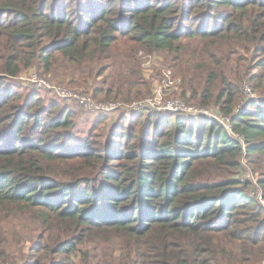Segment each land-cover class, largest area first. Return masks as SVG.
<instances>
[{
  "label": "trees",
  "instance_id": "16d2710c",
  "mask_svg": "<svg viewBox=\"0 0 264 264\" xmlns=\"http://www.w3.org/2000/svg\"><path fill=\"white\" fill-rule=\"evenodd\" d=\"M138 50L170 56L179 97L215 107L236 137L212 119L144 112L95 115L71 141L73 111L16 81L61 59L80 78L63 86L141 100ZM117 54L127 70L109 82ZM243 83L264 87V0H0V211L42 229L24 264H88L91 244L112 241L117 264H264V210L240 181L245 146L264 193V97L235 114Z\"/></svg>",
  "mask_w": 264,
  "mask_h": 264
},
{
  "label": "rangeland",
  "instance_id": "374dc122",
  "mask_svg": "<svg viewBox=\"0 0 264 264\" xmlns=\"http://www.w3.org/2000/svg\"><path fill=\"white\" fill-rule=\"evenodd\" d=\"M197 43L195 41H189L188 46L193 47ZM122 46L120 45L118 51H122ZM142 51V50H138ZM213 51H225L222 48L215 47ZM37 65V64H36ZM34 66V68L22 72L21 75H26L29 73H43L39 67ZM142 74L144 80L149 83L151 93L147 96H151L153 91L156 88L163 87V74L169 71V81H175L172 86L176 88V91L170 93L169 96L176 99H181L179 97L180 89L179 84L180 80L177 77L176 70L173 66L170 56L166 55L165 53L155 54L152 55V60L149 61L147 65L143 68ZM127 70V65L123 63V60L117 54L112 59L111 67L106 72V78L109 82H115L119 80L118 77L123 78L125 76ZM68 68L66 67L65 63L60 59L57 63H55L54 70L50 74H45V77L49 78L48 80L55 85L63 86L66 84V81H72V83L80 84L79 76L71 75L67 76ZM20 76V75H19ZM44 77V76H43ZM101 78L96 79L95 82L92 80H87L86 84L82 87L83 90L90 91L91 87L97 85ZM16 81L19 82L21 87L24 90L32 89L35 90L29 84H21V82L16 78ZM74 86V85H72ZM76 87V86H75ZM43 92V91H42ZM41 97L44 100V104L47 105V102L54 101L55 96L52 93H40ZM253 96L247 95L243 91L242 87V102H240L236 107L235 110L239 108V105L246 106L247 102L249 101H260L264 97V87L257 88L252 92ZM62 103H58L62 106H66L71 109L74 113V121L75 126L71 130V141H77L83 138L87 131L89 130L90 124L92 123L93 119L96 118L93 113H90L83 109L82 107L78 106L75 102L67 101V100H60ZM192 104V103H191ZM193 105V104H192ZM210 113L213 117L216 116V109L215 107L210 108ZM215 112V114H214ZM121 112L115 113L113 117H110V121L115 119L117 115ZM256 174V173H255ZM252 174L255 178H259V175ZM250 194V193H249ZM42 229L39 225L38 220L32 214L22 213V212H10L4 213L0 211V240L5 239V259H1L0 256V264H24L27 257H30L29 249L37 241L39 235H41ZM89 256H91L88 264H94L97 260H101L103 264H117L116 258L118 255V244L117 241H112L108 244H91L88 248ZM3 251V249H2ZM76 264H79L78 255L75 258ZM5 261V262H4Z\"/></svg>",
  "mask_w": 264,
  "mask_h": 264
},
{
  "label": "built area",
  "instance_id": "2783aa9c",
  "mask_svg": "<svg viewBox=\"0 0 264 264\" xmlns=\"http://www.w3.org/2000/svg\"><path fill=\"white\" fill-rule=\"evenodd\" d=\"M138 55L142 58V68L152 60L150 56H144L143 52H139ZM29 72V71H28ZM17 79L22 84L31 85L36 91H48L52 93L56 98L61 100H67L75 102L78 106L82 107L86 111L96 115H111L117 112L125 114H140L144 112H156L158 114H181L187 119H212L219 123L230 136L236 137L231 132L229 119L227 117H213L208 108L196 107L185 100L172 98L170 93L176 91V88L172 85L175 81H169V71L163 74V87L156 88L152 95L145 97L141 100L132 101L129 103L119 101H96L90 95L67 88L65 86H58L50 82L46 77H42L37 73H29L26 75H20ZM243 91L250 96L252 91L247 84H242ZM242 100L239 101V103ZM238 103V104H239ZM237 104V105H238ZM244 109L239 105V108L234 111L235 114L241 113ZM245 146H243V155L240 158L241 168L244 172L240 181H248L252 184V190L250 196L255 199L258 205L264 210V193L258 186L257 179L252 175L246 166V158L244 153Z\"/></svg>",
  "mask_w": 264,
  "mask_h": 264
}]
</instances>
